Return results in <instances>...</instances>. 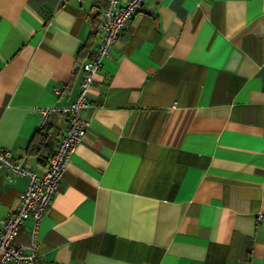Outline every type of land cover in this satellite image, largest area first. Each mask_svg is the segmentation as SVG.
I'll list each match as a JSON object with an SVG mask.
<instances>
[{
  "label": "crops",
  "instance_id": "0c3cea01",
  "mask_svg": "<svg viewBox=\"0 0 264 264\" xmlns=\"http://www.w3.org/2000/svg\"><path fill=\"white\" fill-rule=\"evenodd\" d=\"M106 1L0 0V148L37 174L38 109L75 99ZM80 116L15 245L34 233L40 264H264V0H142ZM48 125L54 151L67 119ZM26 186L0 170V229Z\"/></svg>",
  "mask_w": 264,
  "mask_h": 264
},
{
  "label": "built area",
  "instance_id": "2783aa9c",
  "mask_svg": "<svg viewBox=\"0 0 264 264\" xmlns=\"http://www.w3.org/2000/svg\"><path fill=\"white\" fill-rule=\"evenodd\" d=\"M142 0H125L118 5L117 0H107L102 8L98 31L100 40L94 51L82 64V76L75 99L60 107H40V126L52 112L64 115L67 126L60 135L55 150L50 156L46 170L37 174L24 165L23 160L16 159L9 150L0 148V170L9 180L15 176L27 177V186L16 200V207L7 214L0 229V264H40L36 252L37 240L32 234L29 245H15V237L27 218H32L36 228L47 207L58 193L66 164L76 145L83 138L87 121L80 116L81 109L87 107V94L90 91L95 75L108 56L109 49L115 43L120 32L129 25L137 13ZM262 217V214L258 215Z\"/></svg>",
  "mask_w": 264,
  "mask_h": 264
},
{
  "label": "trees",
  "instance_id": "16d2710c",
  "mask_svg": "<svg viewBox=\"0 0 264 264\" xmlns=\"http://www.w3.org/2000/svg\"><path fill=\"white\" fill-rule=\"evenodd\" d=\"M53 134L48 125V118L46 122L40 126L28 145V151L39 156V161L48 163L50 156L52 155V144ZM50 147V148H49Z\"/></svg>",
  "mask_w": 264,
  "mask_h": 264
}]
</instances>
